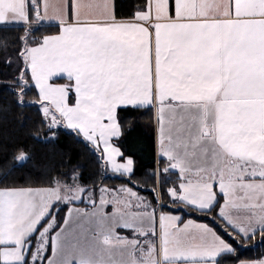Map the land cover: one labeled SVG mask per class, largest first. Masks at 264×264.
<instances>
[{"label":"snow or ice","instance_id":"1","mask_svg":"<svg viewBox=\"0 0 264 264\" xmlns=\"http://www.w3.org/2000/svg\"><path fill=\"white\" fill-rule=\"evenodd\" d=\"M45 23L58 31L37 37ZM20 24L16 103L34 85L47 128L34 139L67 129L103 173L0 188V264H264L233 243L264 242V0H143L122 18L116 0H0V27ZM128 112L157 126L151 198L120 146ZM18 152L5 176L30 160Z\"/></svg>","mask_w":264,"mask_h":264},{"label":"trees","instance_id":"2","mask_svg":"<svg viewBox=\"0 0 264 264\" xmlns=\"http://www.w3.org/2000/svg\"><path fill=\"white\" fill-rule=\"evenodd\" d=\"M143 4V0H116L117 17H128L136 6ZM25 26L0 27V188L4 186L15 187H41L47 186L49 175L57 172H69L79 165L78 172L82 173L83 182L91 186L95 182L101 186L102 167H97L88 147L82 139L74 133L60 128L56 138L48 143L38 142L34 137L47 133L46 127H41L42 114L38 112V105L34 104L37 94L33 86L27 91L24 100L33 102L31 106L19 107L16 103L19 88L16 81L23 64L17 56V50L22 47L19 37L24 35ZM58 28L53 25H43L35 33L37 37L44 34H55ZM10 61V63H9ZM61 81V80H59ZM124 117V134L121 138V148L125 157L134 160V181L147 179V174L155 168V142L153 131V116L151 113L141 115L137 112L121 113ZM131 117V119H128ZM49 135H51L49 133ZM23 147L30 156L29 161L18 165L7 176V172L18 155V149ZM159 167V163L157 162ZM109 175H111L109 173ZM175 179V178H172ZM153 182H148L150 185ZM119 180L104 179V186H118ZM169 185H166L167 187ZM145 193V192H143ZM148 194L152 197V193ZM167 199V197H166ZM85 207L84 204L78 205ZM66 209L59 213L62 218ZM184 218H193L207 223L208 218L193 213ZM219 233L227 238L219 225L215 226ZM259 234V233H258ZM230 239V238H229ZM256 240V241H255ZM250 239L241 247L240 258L247 260L264 259V242L260 238ZM49 254V253H48Z\"/></svg>","mask_w":264,"mask_h":264},{"label":"crops","instance_id":"3","mask_svg":"<svg viewBox=\"0 0 264 264\" xmlns=\"http://www.w3.org/2000/svg\"><path fill=\"white\" fill-rule=\"evenodd\" d=\"M42 2H43V0H42ZM48 2L50 3V4H55V3H57L58 2V0H48ZM86 2H87V0H86ZM45 25H52V24H49V23H45ZM14 26H24L23 24H20V25H14ZM57 82H59V83H65L66 82V80H63V79H61V81H57ZM73 96H74V93H73ZM156 123H155V119L153 118V131H154V142H155V158H156V165H155V168L152 170V171H150L148 174H150V173H152L153 171H155V170H157L158 169V164H157V162H159V157H158V142H157V131H156ZM121 162H123V161H121ZM172 178H175V176H172ZM146 180V179H145ZM145 180H139L138 182H141V190H142V194H144L145 196H148L149 197V195L148 194H145V193H151V192H147V191H143V188H151L152 186H153V183H151L150 185L148 184V183H143ZM119 186V185H118ZM143 192H145V193H143ZM150 198V197H149ZM223 201H222V199H221V203H222ZM80 207V206H79ZM107 211L108 212H111V208L109 207L108 209H107ZM65 215H66V213H65ZM64 215V216H65ZM187 219H193V218H184V220L186 221ZM195 222H197V223H205V222H202V221H198V220H195V219H193ZM181 226H182V224H181ZM117 232L119 233V234H121V235H130V233L129 232H127V231H124V230H122V229H117ZM51 253H50V249H49V255H50Z\"/></svg>","mask_w":264,"mask_h":264},{"label":"rangeland","instance_id":"4","mask_svg":"<svg viewBox=\"0 0 264 264\" xmlns=\"http://www.w3.org/2000/svg\"><path fill=\"white\" fill-rule=\"evenodd\" d=\"M27 79H29L30 80V73H29V76L27 77ZM59 81V80H58ZM59 83V82H58ZM33 86V88H34V85H32ZM35 89V88H34ZM35 92H36V90H35ZM36 94L38 95V93L36 92ZM257 238H260V235L259 234H257V236H256ZM256 237H255V239H256ZM255 239H253V241L255 240ZM256 241V240H255Z\"/></svg>","mask_w":264,"mask_h":264}]
</instances>
